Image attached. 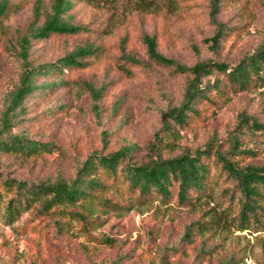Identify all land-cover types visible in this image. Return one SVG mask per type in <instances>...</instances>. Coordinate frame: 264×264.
Here are the masks:
<instances>
[{"label": "rangeland", "instance_id": "374dc122", "mask_svg": "<svg viewBox=\"0 0 264 264\" xmlns=\"http://www.w3.org/2000/svg\"><path fill=\"white\" fill-rule=\"evenodd\" d=\"M18 1L20 7L0 23V101L17 76L18 60L8 40L25 33L33 19L34 0ZM50 1L42 0L43 9L49 8ZM143 2L146 0L78 4L71 19L87 29L31 39L30 57L34 60L54 59L86 41L100 43L105 50L95 65L66 72L65 85L26 99L27 117L17 128L41 140H53L55 146L37 157L0 154V170L32 181L68 176L76 160L101 146L103 129L108 133L106 151L135 142V158L145 159L147 144L160 127L159 109L179 102L186 80L172 65L148 56L145 33L155 36L161 53L186 64L207 57L235 63L264 39V0L221 5L217 18L233 28L217 51L203 41L215 26L209 0H155V7ZM127 55L141 63L132 62ZM86 81L106 86L99 114L91 107ZM242 111L264 121V90L232 92L220 107L205 108L200 118L173 135L176 146L171 153L184 145H202L211 137L228 141ZM244 136L251 144L260 139L249 131ZM260 147L252 158L257 162L264 160L263 145ZM206 206L221 207L216 199L202 204L203 209ZM95 208L100 221L94 227L87 229L80 220L65 216L64 232L49 218L38 215L35 206L23 210L12 222L1 218L0 264H225L229 256L228 264H264V221L244 229L226 222L186 241L182 239L184 226L203 210L197 206L157 199L127 208ZM103 234L111 243L96 238Z\"/></svg>", "mask_w": 264, "mask_h": 264}, {"label": "trees", "instance_id": "16d2710c", "mask_svg": "<svg viewBox=\"0 0 264 264\" xmlns=\"http://www.w3.org/2000/svg\"><path fill=\"white\" fill-rule=\"evenodd\" d=\"M111 1L51 0L49 8L43 9L42 0H34L33 19L26 32L14 41L8 40L18 68L15 80L5 89L0 101V154L28 158L50 152L55 146L53 140H41L17 128L27 117L26 99L45 89L65 85L66 72L95 65L105 50L100 43L86 41L54 59L34 60L30 57L31 39L85 30V25L71 19L74 6H97ZM229 1L236 0H209V15L215 26L213 33L203 41L213 51L222 46L233 28L217 18L221 5ZM143 3L146 7L156 6L155 0ZM18 7V0H0V23L2 17ZM143 42L151 59L172 65L186 75L179 102L159 109L160 127L147 144L146 158H135L138 148L135 142L106 151L108 133L103 129L101 146L76 160L74 171L68 176L32 181L0 170V219L12 222L23 210L35 206L38 215L49 218L57 230L64 232L63 225L67 222L62 217L65 216L80 220L87 229L94 227L100 221L95 207L120 209L158 199L163 203L175 201L203 209L202 204L216 199L220 209L204 207L197 218L186 223L182 239L192 241L194 235L223 227L226 222L235 223L241 229L263 223L264 160L257 162L252 158L258 155L260 146L264 148V121L242 111L229 131L228 141L211 137L202 145H184L179 152H171L176 146L173 135L200 118L205 108L220 107L232 92L264 90V39L235 63L207 57L186 64L161 53L153 34H143ZM127 57L141 63V59L133 55ZM105 87L104 83L96 85L86 81L91 107L97 114ZM245 131L260 139L251 144L245 139ZM96 238L108 244L112 241L105 234ZM231 258L229 256L225 264L230 263Z\"/></svg>", "mask_w": 264, "mask_h": 264}]
</instances>
